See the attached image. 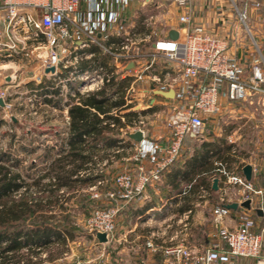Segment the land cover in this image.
I'll use <instances>...</instances> for the list:
<instances>
[{
	"label": "built area",
	"instance_id": "obj_1",
	"mask_svg": "<svg viewBox=\"0 0 264 264\" xmlns=\"http://www.w3.org/2000/svg\"><path fill=\"white\" fill-rule=\"evenodd\" d=\"M2 1L10 14L9 24L13 21L15 23L19 4L25 1L35 2ZM168 1L178 7V21L181 25L179 37L172 40L154 32L143 39L145 42H152L146 49L140 48L135 36L123 29L119 11L109 10L105 0H100L93 11V17L89 13L78 15L79 18L76 19L80 0H66L58 5H43L39 21L29 18L31 27L28 38L38 44H41V36L46 39V43L41 45L43 49L37 50L38 68L43 71L54 68L55 72L48 73L47 77H54L58 86L71 94V98L76 99L79 94L100 90L113 77L132 79L127 90L128 103L133 101L128 97L134 98L137 91L135 86L143 81V77L151 83L150 90L144 91L150 95L155 96V91L175 92L174 99L164 100L177 103L175 112L167 123L165 137L150 146L142 145V141L138 143L135 155V161L139 164L138 175L123 171L112 179V185L108 188L107 180L102 175L95 184L88 187L92 199L101 200L105 197L108 200L107 205L93 208L86 221L90 232L106 235L107 243L101 244V247L117 242L120 207L115 200L122 198L132 201L143 197L151 185L160 182L182 162L187 139L200 138L204 133L205 121L220 115L225 104L238 105L254 95H264V53L256 40L251 44V52L236 44L241 38L237 34L231 39L208 32L202 27H193L194 9L191 0H144L143 7L157 10L165 7ZM231 1L234 3L236 0ZM116 3L125 7L128 1L116 0ZM262 5V0H246L243 9H239L236 4L233 6L232 10L237 15L238 23L244 26L245 33H250L247 25L248 9L259 10ZM71 16L77 22L71 20ZM147 20L151 25L154 17L150 15ZM70 23L74 25V33H71ZM110 30L118 37L119 42L107 46L99 40L98 34ZM64 41H69V44L63 46ZM231 41L236 44L235 51L232 50ZM93 47L112 59L113 65L108 60L106 66L94 69L82 67L84 63L96 58V55L87 52ZM155 53L166 58V65L155 66V60L152 59ZM91 86L92 89L82 91ZM156 97L151 101H157ZM4 98L5 95L1 94L0 100L4 101ZM143 124L140 121L128 126L121 130L120 135L125 137L131 131H142L144 136ZM110 125L115 127L114 123ZM114 152L119 153V150ZM146 161L152 164L149 170L143 166ZM104 165L99 162L94 169L82 172L81 177L103 174ZM216 165L226 188H238L235 195L241 198L240 204L250 201L251 209L239 205L243 210L238 215L237 226L226 225L225 221L231 217L233 210L227 208L231 204L228 200L230 193L224 191L213 210L214 229L210 236L207 235L201 246L202 250L192 247L187 235L176 236L165 246H158L153 240L148 241L147 247L153 253L161 252L169 260V264H237L242 260L260 259L262 256L264 228H261L257 210H261L264 217V201L256 202L262 191L256 190L253 180H246L243 168L247 163H243L238 172H230L223 163ZM215 179L220 181L221 178L214 176L212 181ZM100 187L106 189L104 195L100 194ZM179 223L182 224V229H186L185 232L189 230L188 219H181ZM77 264L86 263L79 261Z\"/></svg>",
	"mask_w": 264,
	"mask_h": 264
},
{
	"label": "trees",
	"instance_id": "obj_2",
	"mask_svg": "<svg viewBox=\"0 0 264 264\" xmlns=\"http://www.w3.org/2000/svg\"><path fill=\"white\" fill-rule=\"evenodd\" d=\"M47 80L23 86L36 91L44 104L59 108L63 102L61 93L52 87V80ZM131 83V78L113 77L102 89L66 101L69 122L63 137L57 133L60 141L46 147L38 161L27 166L21 155L35 153L39 148L26 145L17 148L20 142L17 133H6L9 147L0 149V264H42L40 256L52 245L58 246V250L49 253L48 258L69 251V243L76 238L75 228L54 220V215H48L49 209L66 202L67 192L93 185L101 178V175L81 177L82 172L94 169L104 160L113 162L121 157L113 153L124 147L121 130L138 123L145 114L134 110L126 100ZM4 124L0 120V127ZM17 124L13 122V126ZM25 136L28 135L23 139ZM222 141L203 143L183 167H174L170 172L172 189L178 201L183 202L180 212L193 208L192 202L202 189L214 192L210 183V175L216 169L214 161L227 166L236 161L231 156L233 146Z\"/></svg>",
	"mask_w": 264,
	"mask_h": 264
},
{
	"label": "crops",
	"instance_id": "obj_3",
	"mask_svg": "<svg viewBox=\"0 0 264 264\" xmlns=\"http://www.w3.org/2000/svg\"><path fill=\"white\" fill-rule=\"evenodd\" d=\"M61 1L66 0H35L33 3L29 1L22 2L18 6L19 11L15 23L13 21L9 24L10 14L3 1L0 0V75L2 76L5 73V79L8 82L15 80L18 75H22L21 81L16 87L24 88L23 84L30 82L29 79L32 78L31 76L34 74L33 68L29 66L30 62L28 60L31 58V49L34 50V53H37L38 49H43V46L41 45L46 43L44 36H41L40 38L41 44L28 38L31 27L29 18L31 20L39 21L44 10L43 5H58ZM106 1L108 2L107 5L109 6V10L119 11L123 29L135 36L137 43H139V47L142 49H146L152 44V42L143 41L146 36L156 32L163 37L169 38V33L172 29H175L178 32L181 27L178 21V7L175 4L169 6L170 12L174 15V17L172 16L171 20H169V18L167 19L164 16L161 17L158 15L159 12L156 14L160 9L155 10L143 7L144 0H127L128 3L125 7L122 4L116 3V0H105V2ZM191 2L194 9L193 27H202L208 32L228 38L237 34L241 36V38L240 40H237L236 44L238 43L239 47H243L245 50L249 49L251 52V44L253 40H256L258 43L264 42V0H262L263 5L261 9H248L247 25L250 29L249 34L244 32V26L238 23L237 15L232 10L235 4L239 9H243L246 0H236L234 3L231 0H191ZM99 3L100 0H80L76 19L79 18L78 15H87L89 13H91V16L93 17V11L97 8ZM171 9L174 10L172 11ZM150 11H155V13L149 14ZM150 15L154 17V22L151 25L148 24L147 20ZM74 18L75 17L71 16V20L76 21ZM260 22L262 23V26ZM162 25H166V29H164L166 31H161ZM258 25L261 28H257ZM73 26L70 23L71 33H74ZM98 37L99 40L107 46L119 42L118 37L112 33V30L107 31L104 34L99 33ZM67 44H69V41L62 42L63 46H67ZM236 44L234 41H231L233 51L236 49ZM262 51L264 53L263 49ZM87 52L96 55L95 59L98 61L94 60L92 63H84L82 67L86 69H94V64L101 61L100 59L103 56L106 57L97 49V47L90 48ZM252 55L253 54L251 53V57ZM35 58L38 59L37 55ZM99 63V66H106L109 62L101 61ZM38 64L39 62L35 63V69H39ZM46 70L43 71L42 69H39V71L43 74L45 73L47 77L48 73H46ZM11 74H13V76H10ZM25 75H29V79L24 78ZM158 99L165 100L163 97H158ZM162 102L170 103L173 101ZM67 115L68 113L66 114L68 125ZM140 121L145 122V119L141 117ZM134 132L135 131H131L129 134ZM120 139H123L124 144L123 148L118 149L121 157L119 160L113 162H109L108 160L100 162L105 164L103 171L112 167L113 164L116 165L125 162L126 164L124 166H120H123L121 169H123V171H131L135 173V175H138L139 164L135 161V155L139 142L131 140L128 135L125 137L120 135ZM155 141H157V139H154L153 136H150L149 139V135L145 131L142 145L150 146ZM190 156L185 157L176 167H183ZM216 163L214 161L215 166ZM143 166L147 170L152 168V164L149 161H146ZM251 166L253 167L252 180L257 184V178L255 176L256 168L253 165ZM216 171L217 167L214 172ZM169 174L170 173L165 175L160 182L151 185L147 189L146 194L141 198H136L132 201H126L119 198L114 201L117 206L120 207L116 232L117 242L115 244H118L122 251H132L134 264H169V260L166 259L161 252L153 253L152 250L147 247V242L150 240H153L158 246H165L169 245L171 243L170 241L176 238V236L182 237L187 235L188 241L191 243L192 247L196 248V246L190 241V238L195 236V234H193L195 230L199 231L202 227L204 228L205 233H207L206 238L207 235H211L210 233L214 229L213 210L218 205L224 191L230 193L228 195V197H230L228 200L231 203H238L239 205L241 203V198L235 195L238 188L231 186L227 189L224 179H220L218 182V190L213 189L212 178L214 173H212V175H210V183L214 192L208 193L206 190L202 189L199 193L200 195L192 202L193 208L180 212L179 208L183 202L180 200L178 201V198L172 189ZM114 177L115 176L112 174L110 180L111 185V181ZM99 190L101 192L100 194L104 195L106 189L100 187ZM89 198H91V196ZM101 201L104 205L108 204V200H106L105 197ZM243 208L239 206L236 210H233L231 217L226 219L225 224L230 227H236L239 222L238 215L242 212ZM258 218L260 223L264 221L263 215H258ZM181 219H188L189 230L186 232V229H182V226L178 225ZM176 224L178 225L177 227H175ZM195 226L198 228L195 229ZM93 241L94 245L96 244V247L102 246L95 241L94 237ZM69 252L70 251L52 258H48L47 252H44L40 258L43 260L42 264H57L58 262H62L63 256L68 255ZM237 264H264V259L242 260Z\"/></svg>",
	"mask_w": 264,
	"mask_h": 264
},
{
	"label": "rangeland",
	"instance_id": "obj_4",
	"mask_svg": "<svg viewBox=\"0 0 264 264\" xmlns=\"http://www.w3.org/2000/svg\"><path fill=\"white\" fill-rule=\"evenodd\" d=\"M171 5L170 2L166 3L165 7L160 8V11H157L156 14L159 12L158 15L171 20V17H174L169 8ZM171 10L173 11L174 9ZM153 13H155V11H150L149 14ZM260 24L262 26L261 22ZM257 28L261 27L258 25ZM164 29H166V25H162L161 31ZM259 45L261 49L264 50V42L259 43ZM36 55L37 53H34V50L31 49V58L28 60L30 62L29 66L33 68L34 74H32V78L30 79L29 75H25L24 78H28L30 82H34L36 85L42 83L44 79H48L47 81L52 80L50 84L54 89L58 88L62 96L61 101L63 102L59 108L44 104L43 97H39L36 91H32L28 88L16 87L19 85L22 75H18L15 80L9 82L5 79V73L2 76L0 75V95H5L3 101L4 105H0V120L6 122V124L0 127V149L9 147L10 139L5 136L6 133L16 132L19 137L18 141H20L16 144L17 148L20 145H26L33 149L39 148L35 153L21 155V157L26 160L25 166L35 160L38 161V157L44 153L46 147L54 145L56 141H60L58 139L59 136H55L57 133L63 137V133L67 127L66 114L68 113V107L65 103L71 99V94L62 90L53 77H46L39 69H35V63H38V59L35 58ZM153 56L152 59L155 60L156 67L166 65V58L162 54L155 53ZM100 60L102 62H107L109 60L110 64L113 65L112 59H107V57L103 56ZM99 62L94 65L98 66L100 64ZM86 63H92V61ZM155 72L158 71L156 70ZM10 76H13V74ZM118 79L121 80L122 78L118 77ZM150 85L151 83L148 79L143 77V81L137 83L135 86V90L137 91L134 94V98L131 96L128 98L129 100H133L130 104L135 106L133 107L134 110L145 111V114L142 116V118L145 119L142 128L149 135V139L150 136H153L154 139L162 140L166 135L165 130L167 123L174 114V108L177 103L162 102L164 101L162 99H157V101L152 102L151 99H154L156 95L154 96L144 92L150 90ZM49 97L52 98L53 96L49 95ZM54 99L58 100V97ZM67 119L69 122L68 116ZM14 121L18 123L16 126H13ZM204 124V133L200 138L196 139L189 137L187 139L184 147L183 159L190 156L193 151L199 150L205 142H223L222 140L224 139L226 145L233 146L231 156L232 158L235 157L236 161L231 163L230 166H227L226 163L223 164L227 166L230 172H238L243 163L255 166V176L257 178L255 187L257 191H262V195L257 197L256 202L260 203L264 201V95H254L247 101L238 105L226 104L220 115L207 119ZM24 135L28 136H25L23 139ZM216 162L222 163L221 161H215V163ZM125 164V162L116 165L113 164L112 167L101 174V176L103 175L102 178L108 181L106 188L111 185L110 180L112 174L116 176L123 172L121 168ZM121 165L123 166L120 167ZM42 167H45V164H42ZM213 175L222 179L221 173L218 171ZM90 196L91 192L88 186H85L67 192L65 198L68 200L66 202L63 204L60 203L61 206L57 205L49 209L50 213H48V215H54V220H60L64 224H69L74 227L76 231L75 240L69 243L70 252L68 255L63 256L62 262H58L57 264H77L79 261H83L86 264H134L132 251H122L118 244L116 245L114 243L115 245L111 244L106 247H96V244L94 245V235L87 228L86 221L93 208L102 207L104 204L101 201L103 198L101 200H94L89 198ZM263 222L264 221L261 222V228L264 227ZM178 225L182 226L181 223H178ZM178 225L176 224L175 227ZM197 228L195 226V229ZM259 232H261L260 229ZM193 234H195V236L190 238V241L198 250H202L201 246L205 243L207 233H205L202 227L199 231L195 230ZM49 249V251H46L47 255L51 252V254L57 252L58 246L52 245ZM263 259L264 248L262 256L260 257V260Z\"/></svg>",
	"mask_w": 264,
	"mask_h": 264
},
{
	"label": "water",
	"instance_id": "obj_5",
	"mask_svg": "<svg viewBox=\"0 0 264 264\" xmlns=\"http://www.w3.org/2000/svg\"><path fill=\"white\" fill-rule=\"evenodd\" d=\"M179 34L175 29H172L169 33V38L172 40H176L178 39ZM101 38V37H100ZM54 73L55 69L54 68H49L46 70V73ZM155 95L158 97H163L166 99H174L175 97V92L173 90H170L169 92H162V91H155ZM0 105H4V102L2 100H0ZM128 137L135 141V142H141L143 140V132L142 131H138L132 134H128ZM243 173L245 175V178L247 181H251L252 180V176H253V167L251 165H246L243 168ZM218 179H215L213 181V189L214 190H218L219 186H218ZM242 207H245L247 209H251V202L250 201H245L244 203L240 204ZM239 207L238 203H231L229 205H227V208L232 209V210H236ZM257 214L259 216L263 215V212L261 210H257ZM95 241L99 244H105L107 243V238L106 235L103 233H95L93 234Z\"/></svg>",
	"mask_w": 264,
	"mask_h": 264
},
{
	"label": "bare ground",
	"instance_id": "obj_6",
	"mask_svg": "<svg viewBox=\"0 0 264 264\" xmlns=\"http://www.w3.org/2000/svg\"><path fill=\"white\" fill-rule=\"evenodd\" d=\"M89 89H92V86L91 87H86L84 90H82L83 92H86L88 91Z\"/></svg>",
	"mask_w": 264,
	"mask_h": 264
}]
</instances>
